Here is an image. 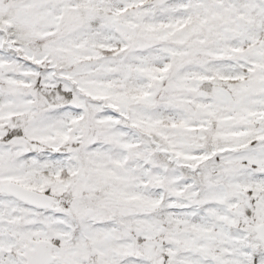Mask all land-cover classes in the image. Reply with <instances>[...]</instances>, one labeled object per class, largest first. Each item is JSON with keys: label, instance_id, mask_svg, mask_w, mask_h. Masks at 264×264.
I'll list each match as a JSON object with an SVG mask.
<instances>
[{"label": "snow or ice", "instance_id": "6c2138e0", "mask_svg": "<svg viewBox=\"0 0 264 264\" xmlns=\"http://www.w3.org/2000/svg\"><path fill=\"white\" fill-rule=\"evenodd\" d=\"M0 264H264V0H0Z\"/></svg>", "mask_w": 264, "mask_h": 264}]
</instances>
